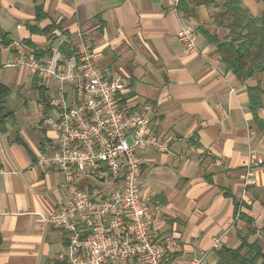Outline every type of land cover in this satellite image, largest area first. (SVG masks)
<instances>
[{
	"label": "crops",
	"instance_id": "crops-1",
	"mask_svg": "<svg viewBox=\"0 0 264 264\" xmlns=\"http://www.w3.org/2000/svg\"><path fill=\"white\" fill-rule=\"evenodd\" d=\"M181 3L193 15L189 20L163 0H0V84L11 90L7 105L14 113L4 130L0 126V264H64L68 234L44 218L61 206L65 177L36 166L57 141L56 130L45 124L58 116L47 104L55 83H43L16 58L18 45L43 55L81 41L99 69L124 77L130 106L152 105L157 135L171 143L168 153H139L140 196L156 209L153 234L179 243L171 261L203 257V264H216L217 251L239 248L241 237L264 250V168L255 170L243 217L236 218L249 151L264 154V106L255 121L248 93L259 84L264 89V75L237 80L201 32L197 51L186 52L178 38L183 22L220 39L228 35L214 23L225 0ZM243 6L254 16L264 10L258 0ZM36 83L46 88L43 96ZM78 184L90 192L97 183L84 176Z\"/></svg>",
	"mask_w": 264,
	"mask_h": 264
},
{
	"label": "built area",
	"instance_id": "built-area-1",
	"mask_svg": "<svg viewBox=\"0 0 264 264\" xmlns=\"http://www.w3.org/2000/svg\"><path fill=\"white\" fill-rule=\"evenodd\" d=\"M163 1L178 13L183 0ZM178 38L186 52L197 51L198 32L191 24H181ZM17 50L16 65L43 83H55L49 105L58 116L45 119V124L56 130L57 141L44 148L36 166L65 177L61 206L44 218L68 234L61 256L64 264H174L171 257L179 243L171 236L156 239L152 231L156 209L140 196L139 153L171 149V143L157 135L149 116L152 105H122L126 80L119 72L99 69L83 41L67 51L53 47L41 58L19 45ZM258 168H264V154L251 150L242 176V201ZM84 176L97 183L90 192L79 188ZM109 186H114L112 191L106 190ZM221 241L216 239L213 247L219 249ZM185 264H203V257Z\"/></svg>",
	"mask_w": 264,
	"mask_h": 264
},
{
	"label": "trees",
	"instance_id": "trees-1",
	"mask_svg": "<svg viewBox=\"0 0 264 264\" xmlns=\"http://www.w3.org/2000/svg\"><path fill=\"white\" fill-rule=\"evenodd\" d=\"M264 5V0H258ZM244 0H225L223 10L214 17V23L218 27L228 30L224 39L213 36L207 29L199 28L207 40L216 47L226 69L231 72L237 80L245 82L256 76L264 75V10L260 16H254L243 6ZM179 13L186 20L193 17L190 11L183 12L182 3ZM37 58L45 54L34 51ZM36 90L43 96L45 87L36 83ZM250 110L255 121L258 120L257 113L264 106V89L261 84L250 88ZM11 90L6 85L0 84V126L3 128L7 123L14 120V113L8 108V99ZM130 94L122 98V105H128ZM47 100V104H48ZM46 102V101H44ZM261 127L262 124H260ZM236 218L245 202L236 200ZM243 217V212H240ZM240 217V218H241ZM264 234V228H263ZM2 238L0 236V246ZM216 264H264V250L259 242L249 243L248 238L241 237V245L237 249L223 246L217 251Z\"/></svg>",
	"mask_w": 264,
	"mask_h": 264
}]
</instances>
